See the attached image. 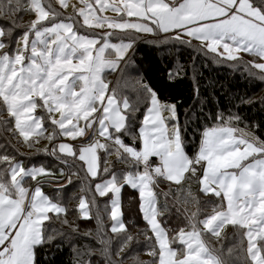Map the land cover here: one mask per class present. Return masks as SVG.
<instances>
[{
    "label": "snow or ice",
    "instance_id": "obj_1",
    "mask_svg": "<svg viewBox=\"0 0 264 264\" xmlns=\"http://www.w3.org/2000/svg\"><path fill=\"white\" fill-rule=\"evenodd\" d=\"M57 2L61 9L71 6L72 13L58 11L51 0H0V135L11 134L0 144V264H43L41 252L47 258L54 245L59 250L66 237L79 232L53 226L69 224L70 211L96 221L95 251L104 264H125V250L138 243L128 230L135 222H126L121 211L125 187L138 194L151 264H229L209 243L226 226L239 237L228 250L237 252L238 264H264V120L249 123L240 111H217L198 143L190 142L189 154L184 133L190 117L186 112L182 126L177 103L139 75L129 54L139 39L186 45L216 63L240 65L264 82V0ZM25 13L34 18L22 23ZM190 67L199 99L195 59ZM106 71L119 74L115 87ZM165 71L169 80L187 74L178 61ZM121 82L132 87L135 100L121 93ZM239 102L255 103L250 97ZM259 102L264 105V97ZM17 134L22 138L17 143L29 148L41 138L49 141L37 152L64 165L56 182L65 189L73 177L79 179L74 208L61 201L62 189L55 196L42 190L53 183L44 179L56 175L51 167L26 166L17 158L22 153L11 143ZM109 156L115 160L109 162ZM162 183L169 192L157 191ZM185 183H196L207 199L199 201ZM173 184L184 193L175 203L198 205L183 221L180 208L176 221L171 219L167 197ZM97 197L106 198L103 206ZM209 205L211 211H205ZM72 251L73 264H92L90 246L73 245Z\"/></svg>",
    "mask_w": 264,
    "mask_h": 264
},
{
    "label": "trees",
    "instance_id": "obj_2",
    "mask_svg": "<svg viewBox=\"0 0 264 264\" xmlns=\"http://www.w3.org/2000/svg\"><path fill=\"white\" fill-rule=\"evenodd\" d=\"M52 4L53 1L51 0ZM26 18H32L29 14L25 13L22 17V23L28 21ZM134 61L135 67H140V75L145 76L160 92V95L164 97L165 100L172 103H177V115L181 125L183 126L185 121V113L187 112L190 117V122H188V127L184 133L189 141L188 152L192 151L191 141L196 140L198 143L199 136L205 127L212 126L215 121L211 119L212 115L219 111L227 115L229 111L236 112L240 111L244 116L249 117V123L255 121L259 123L264 120V105L259 101L261 97H264V82L259 79L248 76L247 72L240 65L233 68L231 66L232 62L227 63H216L213 61L211 56H204L201 53L195 52L192 48L186 45H179V50L176 52L158 50L155 45L149 43L147 39H139L134 45V49L129 53ZM244 60L250 59L251 57L242 56ZM193 59H195L196 72V86L199 88V99H197L196 94L193 91V73L191 71V64ZM178 61L180 64L186 66L187 74L181 75L176 80H169L166 74V69L173 66ZM118 73L116 76L110 80V87L116 86V81L118 78ZM127 86V85H125ZM122 88H124L122 86ZM126 92L123 90V93ZM134 98L135 94L131 93ZM240 97L251 98L254 104H243L239 102ZM130 100V99H129ZM7 118V117H6ZM239 127H244L243 124ZM11 135V134H10ZM257 135H260V131H257ZM3 135H0V144H4L5 140ZM264 139V136L261 137ZM17 157L20 160L28 159L27 163H34L37 165L39 162L43 161L46 165H50V162L57 163V160H53V157L46 155H39L37 158L35 156L26 157L20 155ZM61 165V163H60ZM63 166V164H62ZM123 167V165L121 166ZM74 189L79 188V179L77 177L73 178ZM71 186L64 187L65 192L60 194L61 201L66 203L67 207L71 210L75 207V199L71 193ZM163 188L169 190L168 183H162L159 185L157 191L165 192ZM177 185H172V194H170L167 199L169 200V207L171 210L172 222L176 221L177 213L173 212L174 207H172L173 198L177 194ZM185 188V184H184ZM67 191H69L67 193ZM50 193L51 191H46ZM196 196L198 198H204L201 193H199L198 188L196 189ZM206 197V196H205ZM98 202L103 206L106 198L97 197ZM122 208L123 218L127 222L128 220H133L135 222V227L129 226V232L134 237H136L138 243H134L125 251L128 255L125 257V264H151L152 257L149 255V250L146 246V236L141 230L145 228V222L139 212V198L138 194L129 187H125L122 190ZM160 202L165 200L164 196L159 197ZM72 202V203H70ZM69 204H72L71 207ZM181 209L185 206L179 203ZM197 207V206H196ZM95 210H93L94 212ZM211 211V206H210ZM73 212H69L67 219L69 224L61 225L58 221L53 225L56 228H61L64 232L70 231V226L72 228H78V233H73L71 237H66L65 242L59 250H55V245L53 250H50L45 258V254L41 252L40 259L43 264H73L74 256L72 247L73 245L81 250H84V246H90L94 251L92 254V264H104L103 258L99 255L96 249H99L100 244L98 243L95 229L96 221L94 219H84L74 215L73 219H69ZM167 216V213L165 214ZM184 217L180 220L183 221ZM104 222L106 226L107 237L112 238V248L114 249L116 245V240L110 232V220L107 215L104 216ZM186 222L180 223V227H185ZM91 230V232H89ZM150 235V232L148 233ZM209 243L212 248L217 249L222 258L229 261V264H238L234 252L229 253L230 248L238 245L239 237L234 235V230L231 226H226L222 231L220 238L210 237ZM59 241H57L58 243ZM244 246L246 248V239H244ZM54 252V254H53ZM237 253V252H235ZM123 255V254H122ZM83 259L87 261L88 257L84 256Z\"/></svg>",
    "mask_w": 264,
    "mask_h": 264
},
{
    "label": "rangeland",
    "instance_id": "obj_3",
    "mask_svg": "<svg viewBox=\"0 0 264 264\" xmlns=\"http://www.w3.org/2000/svg\"><path fill=\"white\" fill-rule=\"evenodd\" d=\"M53 7L54 8H56L58 11H61V12H63L65 15H68V14H71L72 13V8H71V6H69L67 9H61L60 8V6H59V4H58V2H57V0H53ZM68 2H69V5H71L72 3H77V0H68ZM107 15H112V13H106ZM32 17V16H31ZM32 18H34V17H32ZM32 18H26V19H28V21L30 20V19H32ZM28 21H26V22H24V23H27ZM148 39H151V37H148ZM148 41V40H147ZM155 44H153V46H154ZM155 47H157V49L159 50L160 49V51L161 50H165V51H170V50H172L173 52H176V51H178L179 50V45H171V44H169V45H155ZM131 53V52H130ZM241 56H243V55H245V57H248V55L247 54H245V53H241L240 54ZM175 62H177V61H175ZM138 68V67H137ZM139 69H140V67H139ZM141 71V70H140ZM116 74L117 73H112V72H110V71H106V75H105V78H106V80L107 81H110L112 78H113V76H116ZM132 75H136V73H132ZM139 75H140V73H139ZM110 86V85H109ZM122 86L124 87V88H122ZM120 88H121V93L123 94V95H125V96H127L129 99H130V101H133V100H135V98H134V96L131 94V93H133V94H135V92L133 91V89H132V87L130 86V85H127V86H125V84L123 83V82H121V85H120ZM123 90L124 91H126V92H124L123 93ZM165 116L167 115V113H165L164 114ZM4 116H5V118L7 117L6 116V113L4 114ZM13 125H14V122H13ZM242 128V127H241ZM51 131V129L49 128L46 132H45V136L48 134V132H50ZM5 136H9V137H11V135H10V133H7V132H5ZM18 140H22V138H20L19 136H18V134H17V136H16V138H14V139H11V143L13 144V145H15L18 149H19V152L20 153H22L23 154V156H26V157H31V156H35L36 157V159L37 158H42V157H37V156H39V155H44L43 153H38L37 152V149H44L46 146H48L49 145V141L47 140V139H44V138H41L40 140H39V142L38 143H34V145L31 147V148H29V147H27V146H25L23 143H17V141ZM18 157H21V156H18ZM55 158H53V160H54ZM108 160H109V162H112V161H114L115 160V157L114 156H109L108 158H107ZM56 160V159H55ZM23 161V163L26 165V166H29V165H32V164H34V163H32V161L30 162V163H27L28 162V159H25V160H22ZM37 165H45V166H47L46 165V163H44L43 161H41V162H39ZM122 165H117V167H121ZM48 167H51L52 168V170L56 173V175H54V176H52V177H44V179H52L53 180V183H51V184H49V185H46L42 190L46 193V194H48V195H50V196H55L56 194H57V189H62L60 192H59V196H60V194L62 193V192H65L66 190H64V185H62L61 183H57L56 181H60L61 180V177H60V175H59V169L60 168H62V167H64V165L62 166V165H60L58 162L57 163H55V162H50V165H48ZM74 178V177H73ZM38 179H40L39 177H38ZM183 183V182H182ZM174 186H175V184H173ZM25 186L26 187H28L29 186V184H25ZM73 187V189H71V195L72 196H78L80 193H79V188H75L74 189V184L70 187V188H72ZM191 188V192L196 196V189L198 188V185L196 184V183H191L190 185L189 184H187V183H185V189H188V188ZM48 190H50L51 192L50 193H54V195H51V194H49V193H47L46 191H48ZM163 190L165 191V192H169V190L167 189V188H163ZM69 191H67V193H68ZM183 195H184V193L183 192H180V191H177V194H176V196H175V198H182L183 197ZM197 197V196H196ZM202 197H204V198H198V200L199 201H203V200H205V199H207V197H205V196H202ZM139 201V200H138ZM70 203H72V202H70ZM78 203V201L77 200H75V205ZM173 205H172V207H174V209H173V212L175 213L176 212V209L177 208H180L181 209V205L180 204H177V203H175V200H174V198H173V203H172ZM181 204H183V203H181ZM71 205L72 204H69V206L71 207ZM185 207H187L188 208V212H184L183 210H184V208L183 209H181V217H184L185 215H190L191 214V212H195L196 210H197V207H198V205L196 204V203H189V204H187V205H185V204H183ZM197 206V207H196ZM210 206L211 205H209V207L207 208V209H205V211H210ZM177 213V212H176ZM74 215H76L75 213L74 214H72L70 217H68L69 219H73L74 218ZM201 218H202V215H201ZM246 239V238H245ZM211 242H212V240L211 239H209ZM237 255V253H235L234 252V256H236Z\"/></svg>",
    "mask_w": 264,
    "mask_h": 264
},
{
    "label": "crops",
    "instance_id": "obj_4",
    "mask_svg": "<svg viewBox=\"0 0 264 264\" xmlns=\"http://www.w3.org/2000/svg\"><path fill=\"white\" fill-rule=\"evenodd\" d=\"M53 1V0H52ZM54 3V2H53ZM58 162V161H57ZM60 164V162H58ZM62 165V164H61Z\"/></svg>",
    "mask_w": 264,
    "mask_h": 264
}]
</instances>
